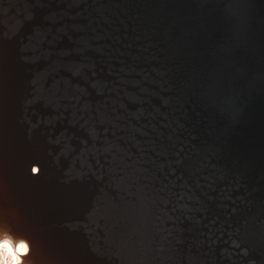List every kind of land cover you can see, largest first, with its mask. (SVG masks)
Wrapping results in <instances>:
<instances>
[{
	"label": "water",
	"instance_id": "95a60500",
	"mask_svg": "<svg viewBox=\"0 0 264 264\" xmlns=\"http://www.w3.org/2000/svg\"><path fill=\"white\" fill-rule=\"evenodd\" d=\"M0 222L30 264H264V0H0Z\"/></svg>",
	"mask_w": 264,
	"mask_h": 264
},
{
	"label": "clouds",
	"instance_id": "9594fccd",
	"mask_svg": "<svg viewBox=\"0 0 264 264\" xmlns=\"http://www.w3.org/2000/svg\"><path fill=\"white\" fill-rule=\"evenodd\" d=\"M31 241L0 222V264H30Z\"/></svg>",
	"mask_w": 264,
	"mask_h": 264
},
{
	"label": "snow or ice",
	"instance_id": "6c2138e0",
	"mask_svg": "<svg viewBox=\"0 0 264 264\" xmlns=\"http://www.w3.org/2000/svg\"><path fill=\"white\" fill-rule=\"evenodd\" d=\"M34 171H35V169H34Z\"/></svg>",
	"mask_w": 264,
	"mask_h": 264
}]
</instances>
